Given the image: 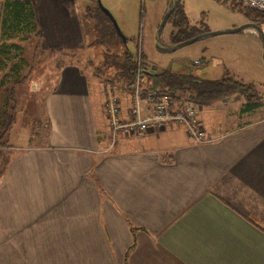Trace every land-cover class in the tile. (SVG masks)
Listing matches in <instances>:
<instances>
[{
    "label": "crops",
    "instance_id": "0c3cea01",
    "mask_svg": "<svg viewBox=\"0 0 264 264\" xmlns=\"http://www.w3.org/2000/svg\"><path fill=\"white\" fill-rule=\"evenodd\" d=\"M72 2L52 3L50 19L38 0L49 44L61 45L48 36L71 22L76 44L85 37ZM57 78L46 96V142L19 147L0 179V264H125L134 237L128 264H264V114H249L259 107L203 104L207 142L176 124L113 142L98 78L77 64ZM120 104L128 116L127 91Z\"/></svg>",
    "mask_w": 264,
    "mask_h": 264
},
{
    "label": "rangeland",
    "instance_id": "374dc122",
    "mask_svg": "<svg viewBox=\"0 0 264 264\" xmlns=\"http://www.w3.org/2000/svg\"><path fill=\"white\" fill-rule=\"evenodd\" d=\"M45 1L42 14L50 19L52 3H56L53 10L66 7L61 4L62 0ZM72 1L74 2L67 4L68 9L73 14H81L87 26V32L80 44H76L79 31L69 35L68 27L76 23L71 22L65 33L48 36L54 40V44L61 43L58 46L63 49L52 48L57 45L49 44L44 35L41 37L32 34L28 40L17 38L14 41L22 46V51L12 49L10 58L5 59L3 68L0 67V123L6 111L14 116V122L4 139L6 142L0 146V166L3 165L5 157L11 158L19 147L46 142L49 130L46 96L56 85L60 67L66 64L81 66L98 78L101 88L106 92L111 91L120 100L128 86L118 80L115 69L108 68L105 63L113 56L121 55L126 49L137 53L140 41L144 56L153 62L158 70L181 72L189 67L199 78L221 79L231 76L241 83L254 85L263 101L260 102L261 107L259 105L257 113L255 111L249 114L253 117L264 114V46L261 39H253V35L248 33L249 30L213 35L175 51L162 52L155 45L156 31L169 0H101L102 5L108 9L122 33L128 38L126 43L106 29L107 25L112 26L113 23L99 8L97 0ZM1 3L0 0V8ZM176 10L173 19L181 14L188 19L187 34L191 35L189 38L204 32L238 27L251 19H254L264 32V16L259 15V12L247 15L241 6L232 8L224 0H181ZM171 32L173 25L171 20H168L162 32V39L170 42ZM0 58H3L1 54ZM197 60L201 63L194 65ZM108 96L109 94L107 98ZM240 96L241 100L236 101L229 95L227 104L222 99L215 100L210 102V106L205 104L210 107L205 109L226 107L227 110H243L253 99L251 96ZM216 117L215 114L214 119Z\"/></svg>",
    "mask_w": 264,
    "mask_h": 264
},
{
    "label": "trees",
    "instance_id": "16d2710c",
    "mask_svg": "<svg viewBox=\"0 0 264 264\" xmlns=\"http://www.w3.org/2000/svg\"><path fill=\"white\" fill-rule=\"evenodd\" d=\"M224 1L228 3L226 0ZM1 2L0 41L2 42H0V54L3 58H0V67L3 68L5 65V59H9L11 56L10 51L12 49L20 52L22 51V46L14 41V39L19 38L20 40H28L32 34L42 37L43 33L39 20L37 0H1ZM228 4L232 8L238 6L232 3ZM242 10L247 15H251L253 12H259V15L264 16V11L245 9L243 7ZM175 11L177 10L175 9L169 18L173 25V32H171L170 40L171 43L183 41L191 36L187 34V17L184 14H181L173 19L172 16L175 14ZM251 20L256 22L254 19ZM106 29L108 31L110 30L111 35L119 36L113 24L112 26L107 25ZM52 48L63 49L62 46L58 45L53 46ZM135 57L136 53L134 54L126 49L121 55L113 56L109 61L107 60L105 66L108 68H114L118 80L126 84V86H130L133 82V72L136 66ZM146 84L152 89H157L160 92L169 93L174 96L176 94L187 92L192 100L200 104H207L215 100L224 99L232 94H240L246 97L251 96L253 100L245 106L242 110L244 112L253 111L259 107L262 98L254 85L241 83L231 76H226L221 79H203L191 73H178L164 69H152L151 71L146 72ZM13 122V114H8L6 111L0 123V146L6 142L4 139ZM9 161L10 157H5L3 165L0 166V179L4 174ZM132 231L133 234H135L134 228ZM134 245L135 237L133 244L126 253L125 264H128V253Z\"/></svg>",
    "mask_w": 264,
    "mask_h": 264
},
{
    "label": "built area",
    "instance_id": "2783aa9c",
    "mask_svg": "<svg viewBox=\"0 0 264 264\" xmlns=\"http://www.w3.org/2000/svg\"><path fill=\"white\" fill-rule=\"evenodd\" d=\"M245 9L264 11V0H226ZM136 53V66L133 72V82L127 87L132 99L128 116L122 115L120 100L108 91L104 103L105 113L111 126V137L114 142L120 134H136L149 130H159L176 124L182 126L190 139L196 143L211 140L201 120L202 105L180 93L171 95L152 89L146 84V72L154 69L141 48ZM197 60L195 63H198Z\"/></svg>",
    "mask_w": 264,
    "mask_h": 264
},
{
    "label": "water",
    "instance_id": "95a60500",
    "mask_svg": "<svg viewBox=\"0 0 264 264\" xmlns=\"http://www.w3.org/2000/svg\"><path fill=\"white\" fill-rule=\"evenodd\" d=\"M181 0H169L166 11L164 13V16L162 18L161 23L158 26V29L156 31V47L158 50L162 51V52H172L175 51L181 47H184L194 41L197 40H201L213 35H217V34H222V33H234V32H238L241 30H244L246 28H255L262 39L263 42V46H264V32L262 30V28L255 22H247L244 23L238 27H233V28H224V29H219L216 31H209V32H204L201 34H198L196 36H193L189 39L177 42V43H171V42H166L162 39V32L170 18V16L172 15V13L174 12V10L176 9V7L180 4ZM98 6L99 8L112 20L113 26L115 27L117 33L119 34L120 38L122 39V41L124 43L127 42V38L126 36L122 33L121 29L119 28L117 22L115 21L114 17L111 15V13L108 11L107 8H105L102 3L101 0H97ZM263 59H264V51H263Z\"/></svg>",
    "mask_w": 264,
    "mask_h": 264
}]
</instances>
